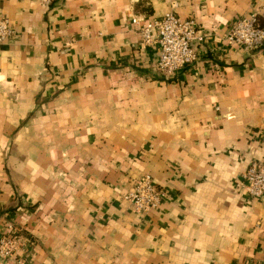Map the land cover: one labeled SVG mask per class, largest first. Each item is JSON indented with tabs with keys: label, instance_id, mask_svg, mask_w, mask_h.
I'll return each instance as SVG.
<instances>
[{
	"label": "crops",
	"instance_id": "crops-1",
	"mask_svg": "<svg viewBox=\"0 0 264 264\" xmlns=\"http://www.w3.org/2000/svg\"><path fill=\"white\" fill-rule=\"evenodd\" d=\"M171 11L205 40L163 75L132 20ZM0 15V235L25 231V264L264 263V197L236 185L264 162V48L226 42L241 16L264 25V0H0ZM142 174L168 191L147 215L122 200Z\"/></svg>",
	"mask_w": 264,
	"mask_h": 264
},
{
	"label": "built area",
	"instance_id": "built-area-1",
	"mask_svg": "<svg viewBox=\"0 0 264 264\" xmlns=\"http://www.w3.org/2000/svg\"><path fill=\"white\" fill-rule=\"evenodd\" d=\"M144 46L157 45L159 49L158 70L163 75H172L197 61L196 43H202L205 36L197 30L194 20H183L173 11L160 19L147 21L140 17L132 20ZM10 19L0 15V47L13 36ZM229 46L258 51L264 48V25L256 16L239 17L226 36ZM253 200L264 197V162H252L237 182ZM168 191L160 187L154 178L142 174L135 178L130 191L122 197L132 213L147 215L157 209L167 197ZM30 238L14 223L5 225V233L0 235V261L9 264H25L23 258ZM264 264V263H263Z\"/></svg>",
	"mask_w": 264,
	"mask_h": 264
}]
</instances>
